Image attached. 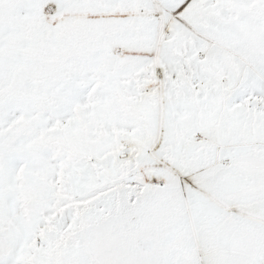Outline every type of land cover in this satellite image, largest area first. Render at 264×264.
Here are the masks:
<instances>
[{
  "label": "snow or ice",
  "instance_id": "obj_1",
  "mask_svg": "<svg viewBox=\"0 0 264 264\" xmlns=\"http://www.w3.org/2000/svg\"><path fill=\"white\" fill-rule=\"evenodd\" d=\"M0 264H264V0H0Z\"/></svg>",
  "mask_w": 264,
  "mask_h": 264
}]
</instances>
